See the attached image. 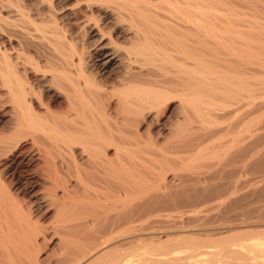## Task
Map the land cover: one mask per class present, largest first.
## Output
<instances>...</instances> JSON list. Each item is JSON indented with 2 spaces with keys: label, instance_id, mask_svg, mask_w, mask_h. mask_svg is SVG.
<instances>
[{
  "label": "bare ground",
  "instance_id": "bare-ground-1",
  "mask_svg": "<svg viewBox=\"0 0 264 264\" xmlns=\"http://www.w3.org/2000/svg\"><path fill=\"white\" fill-rule=\"evenodd\" d=\"M234 5L0 0V264H264V224L177 172L242 164L246 74L210 60L260 57Z\"/></svg>",
  "mask_w": 264,
  "mask_h": 264
},
{
  "label": "rangeland",
  "instance_id": "rangeland-1",
  "mask_svg": "<svg viewBox=\"0 0 264 264\" xmlns=\"http://www.w3.org/2000/svg\"><path fill=\"white\" fill-rule=\"evenodd\" d=\"M222 1H224L228 5L230 4V6H232V8H233V5L235 4L234 5L235 9H238V11L240 13H242V15H243V13L245 14V15L242 16V19L243 18L245 19V21H243L245 23H243V24L248 25L250 23V21H251V22H255L257 27L259 26L260 29L256 28L255 30H252L251 33H250V29L248 30V28L244 26L243 29L245 30V32H247V33L244 32V34H246L247 36L251 35L250 38L246 37V35H245L244 37L247 38V39L244 42L250 43L249 45L250 46L252 45V47L256 46L255 49L256 48L257 49L255 50V52L259 51L258 48H261L260 50L263 51L264 50V47H263L264 43H262V42L264 40L262 41L261 39H264V36H263L264 35V0H222ZM252 15H254L253 17H256V16L257 17L253 18ZM246 21H249V23L246 22ZM259 22H261L260 24H262L263 28L261 27L260 24L258 25ZM257 30H260V31H257ZM253 31H254L255 34L253 33ZM200 32L201 31L197 32V34H198L197 35V41H198V45H199V51H198V55L197 56H198L199 60L203 57V51L200 48L201 46H203V36L200 34ZM253 36H256V37H253ZM251 37L254 38L252 40L255 43L251 40ZM260 37H261V39H260ZM84 39H86L85 36H84ZM255 39H258V40H261V41L256 42ZM250 41H252V42H250ZM210 42L212 43V41H210ZM211 45L213 46V43ZM262 51L258 52L260 54V57H262V58L259 57L258 60H256L257 58H253V57H249V59H248L247 57L242 58V57H234L233 55H231V56L227 55V56H224V57H226V59L228 61L226 63L225 62L220 63L221 61L219 62V59H216L215 55H217V54L214 55L215 51H214V53H211L212 57L208 56V57H210L212 65H213L214 62H216L218 65L216 63H214V65L218 69H219L218 66H220V67L222 66L221 70L224 67L223 71H225V73H224V77L225 78H227V76L229 77V75H232V76L234 75V73L232 74L231 71L232 72L236 71V73L239 72V73H242V74H246V76L244 75V77H246V78L248 77L247 79L241 77V81H242V83H241L238 80V77H237V76H239L241 74L238 73L239 75H237L235 73V76H234V77H237V79H235L234 81L238 83V86H241L243 83H247L246 85L243 84L242 87H246V89H248V91H245V90L241 91V93L239 95V99L236 100V101H239V102L241 101L240 102V106L242 108H240V111H242V109L244 110V111L240 112V114H239V118H241L243 120V123H245L243 125V130L244 131L242 133V139L245 138V139H243V146L244 145L245 146H244V153H243L244 156H243V160L241 162L242 164L239 163L240 164L239 167L233 166L235 164V161L233 160V156H234V153L236 151V147L233 146V144L226 143V145H225V147L223 149L224 153L222 152V149H219V151L216 152L215 154L212 152L213 156L210 155L206 159H202L200 161L194 162V163H200V164L202 163L203 165L202 164L201 165H198V164L193 165L194 164L193 163L192 165H185V167L183 166L179 171H177L179 174H181L185 178H188L189 176L192 177L193 174L196 175L195 173H197V174L201 173V175L204 174L202 176L203 177L206 176L209 179L205 178L206 181L204 183L203 182L202 183H198V184L192 186L193 188L195 187V189L200 190V189H203V188L211 187L215 183L214 186L219 187V190L221 192L224 190V192H222V193H224L225 196L223 195L224 197H221V198H225L227 196H230L232 199H235V200L238 201V203L233 208V209H236V210H232L231 213L229 212V214L227 213L228 215L226 214V217H225V218H227L226 220L221 219V217L220 218L216 217V218L212 219V221H211V222L218 221V222H214V223L223 222L222 220H224L225 222L226 221L228 222V220H229V222H230V220H231V222H235L236 220L238 221V220H240V219L242 220L244 218H248V219H245V220H250V218L251 219L253 218L252 220H256L259 224H264V221H263L264 217H259L258 216V215H260L259 213H261V214L264 213V94H263L264 93V88H263L264 87V59H263L264 58V55H263L264 51L263 52ZM261 53H263V54H261ZM217 56H219V55H217ZM260 59H263V61L260 60ZM259 64L262 65V67H260ZM237 83H235V84L237 85ZM250 84H252V85H250ZM261 84H263V85L261 86ZM250 86H251V88H250ZM254 86H256V87H254ZM235 92H237V91L235 90ZM235 92H233V94ZM255 94H257V95H255ZM237 95L235 94L233 99H235V97ZM244 96H245V98H242ZM246 97H248V98H246ZM0 114H1V112H0ZM243 114H244V116H243ZM246 117L249 118V119H247ZM250 118H252L253 120L250 119ZM230 119H232V118H230ZM233 119H235V118H233ZM244 120H246V121H244ZM169 121H170V117H169L168 114L161 118V122H163L165 124L169 123ZM4 125H5L4 119H2V114H1L0 115V128H2V126H4ZM258 135L259 136L261 135V136L259 137ZM248 136H250V137H248ZM246 138H248V139H246ZM252 140H253V142H252ZM231 145L233 147H231ZM229 147H231V148L229 149ZM257 147L259 149H257ZM253 150H254V152H253ZM250 151H251V154H250ZM222 153H223V155H222ZM216 155L217 156L220 155V156H222L224 158L222 159V157L218 156L219 157V159H218V157ZM210 157H213V158H210ZM246 157H247V159H246ZM221 160H222V162H221ZM214 163L215 164L217 163L218 166H216ZM223 163H224L225 166L227 165V168L223 165ZM196 165H198V167ZM192 166H194V167H192ZM199 166H202L204 168H200ZM206 166H207L208 169L205 168ZM244 166H245V168H244ZM193 168H199L200 170L197 171V169H193ZM217 168H219V169H217ZM229 172L230 173L232 172L230 174L231 176L230 175L228 176ZM238 172H242L244 174L238 173ZM220 173H221V175H220ZM225 173H227V174H225ZM237 173H238V176H237ZM232 174H233V177H232ZM215 175H216V177H215ZM242 175H244V176H242ZM222 176H224L225 178H222ZM226 178L228 179V182H230V183L227 182ZM186 182H188V181H186ZM189 182L191 183V181H189ZM208 182H210V183L208 184ZM235 184H236V186H235ZM229 185H231V186H229ZM199 186H200V188H199ZM225 187H226V189H225ZM234 188H235V190H234ZM236 188H238V189H236ZM226 201H227V203H229L228 199ZM238 205H240V206H238ZM199 206L201 208V205H199ZM197 208L200 209L199 207H197ZM237 208L241 212L238 211ZM213 209L214 208L210 209L209 213L212 212ZM243 210H244V212H243ZM215 211H219V209L215 208L211 214H215L216 213ZM233 211H235V212L240 214L235 220L231 216ZM250 211H252V212H250ZM230 216H231V218H229ZM239 217H240V219H239ZM262 227H264V226H261V228ZM258 228H260V227H258Z\"/></svg>",
  "mask_w": 264,
  "mask_h": 264
}]
</instances>
